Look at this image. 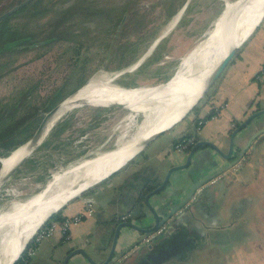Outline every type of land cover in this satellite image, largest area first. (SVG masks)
Returning a JSON list of instances; mask_svg holds the SVG:
<instances>
[{"label":"rangeland","instance_id":"374dc122","mask_svg":"<svg viewBox=\"0 0 264 264\" xmlns=\"http://www.w3.org/2000/svg\"><path fill=\"white\" fill-rule=\"evenodd\" d=\"M21 1L0 0V14ZM228 5L225 0H36L28 9L10 15L8 24L19 26L15 33L32 37L0 53V101L8 109L26 91L33 97L46 96L43 102L49 95L54 97L55 90L65 93L64 99L92 78L93 82L140 85L127 89L142 92L140 88L176 72L179 60L204 39ZM93 99L101 102L87 103H112L105 97ZM79 103L50 124L48 134L1 187L0 212L34 193L40 199L53 174L131 140L143 121L142 116L130 120L124 107ZM60 122L64 130L51 135V126ZM0 163L3 170L7 162ZM70 179L64 177V184ZM85 190L69 200L85 195ZM4 258L0 245V264Z\"/></svg>","mask_w":264,"mask_h":264},{"label":"crops","instance_id":"0c3cea01","mask_svg":"<svg viewBox=\"0 0 264 264\" xmlns=\"http://www.w3.org/2000/svg\"><path fill=\"white\" fill-rule=\"evenodd\" d=\"M263 63L264 16L210 87V95L201 100L197 112L188 113L153 137L85 195L65 203L60 209L61 214L73 215L83 209L85 197L89 195L93 199L94 212L71 226L67 237L54 232L42 239L26 264H61L67 252L76 247L86 249L95 260L105 259L111 243L109 235L116 223L122 221L121 216L129 214L125 220L133 221L138 215L149 212L145 196L140 202L135 201L145 182H162L171 165L185 161L190 148L176 151L173 140L193 125L194 118L210 113L196 138L212 141L227 153L233 129L251 112L264 108ZM260 129H264V113L234 136L232 155L235 158L252 134ZM203 151H206L203 175L229 163L209 146ZM241 158L236 173L223 172L216 180L200 186L176 213V225L186 221L203 235L191 253H176L184 258L182 261L171 259L163 264H264V131L253 138ZM196 175L202 177V173ZM195 179L188 169L174 170L167 185L153 193L149 202L157 206L159 199H166L171 207ZM123 230L124 233L126 227ZM124 244L120 240L119 246ZM67 264L90 263L77 253Z\"/></svg>","mask_w":264,"mask_h":264},{"label":"bare ground","instance_id":"6f19581e","mask_svg":"<svg viewBox=\"0 0 264 264\" xmlns=\"http://www.w3.org/2000/svg\"><path fill=\"white\" fill-rule=\"evenodd\" d=\"M225 1L229 3L225 12L213 22L212 28L206 31L207 35H204V39L199 43L202 44L194 46L181 58L174 79L167 87L164 88L161 84L155 87L146 86L140 88L142 92L134 93L111 81L93 82L94 78H92L50 115L51 118L47 119L41 133V140L48 134L46 129L50 124L59 119L64 112L77 106L78 102L90 100L101 102L99 99H93L96 97H105L109 99V102L123 103L129 107L135 106L133 110H129L130 120L142 116L143 121L132 139L123 143L118 142L115 150L99 153L92 158L82 160L63 173L53 174L44 188L45 195L42 194L40 199L34 193L25 202L17 201L14 206H9L3 213L0 212V245L5 252L3 264H10L19 255L27 240L36 232L50 212L121 166L134 155L145 140L177 121L201 94L206 86V77L225 56L229 45L234 40L238 43L247 36L264 15V0ZM181 12L177 13V17ZM140 112L143 114L141 115ZM28 151L29 144H24L8 156L1 157V160L4 159L7 162L2 171L11 168L27 155ZM63 176L71 179L64 184ZM32 203L38 204L30 206Z\"/></svg>","mask_w":264,"mask_h":264},{"label":"water","instance_id":"95a60500","mask_svg":"<svg viewBox=\"0 0 264 264\" xmlns=\"http://www.w3.org/2000/svg\"><path fill=\"white\" fill-rule=\"evenodd\" d=\"M27 1L28 0L21 1L18 4H15L11 8L2 12L0 14V21L5 19L9 15H11L14 11L19 9ZM263 16L252 27V29L249 31L247 36L243 37L242 40H239L238 43H237V41L234 40L229 45V49H228L227 53L225 54V56L212 68V70L210 71V73L206 77V79H205L206 86L202 90L201 94L183 112L181 117L177 121H175L174 123L169 125L166 129L172 127V125H174L176 122H178L179 120L184 118L193 109V107L195 105H197V103L205 95L207 90L210 87H212V85L215 83V81L221 75L224 68L229 63V61L232 59V57L235 55V53L237 52L239 47L247 40V38L253 33V31L259 25ZM201 44H198V45L200 46ZM174 76H175V71L169 78H167L166 80H164L162 82L151 84L152 85L151 87H155V86H157V84L161 83V86L165 88L172 82V80L174 79ZM84 85L85 84H83L79 89H81ZM117 85L119 87H123V88H135V87L140 86V85H138V86L128 87V86H122L119 84H117ZM71 95H73V94H71ZM71 95H69V96H71ZM69 96L62 99L55 106H53L51 109H49L47 112H45V114L43 115V117H42L41 121L39 122L37 128L35 129L33 134L29 137V139L26 140L24 143H22L21 145H19L18 147H16L15 149H13L10 152V153L14 152L16 149H18L20 146H22L24 144H29L28 154L25 155L23 158H21L17 163H15L11 168H9L6 171H2V166L0 165V180H1L0 189L5 184V182L17 171V169L23 165V163L28 159L30 154L35 150V148L38 146V144L43 140V139L41 140V133H42L44 126L47 122V119L49 118L50 115H52L58 109V107ZM79 104L80 105L81 104H87V105H91V106H102V107L119 106V107H124L128 110H133L135 108V106L129 107L126 104L118 103V102H112V103L107 104V105H99V104L95 105V104H90L87 102H81ZM263 113H264V108L251 112L247 117H245L233 129V131L231 133V138H230V142H229V149H228L227 153L222 152L218 148V146L215 143H213L212 141H208L205 139H200V140L197 139L196 142L191 146L189 152L187 153L185 161L171 165L169 167L163 181L157 187H155L154 189H152L151 191L146 193L145 202H146V205L148 207L149 212L142 213V214L138 215L133 221L122 220V221H119L116 223L114 230L109 235L111 237V243L109 246L108 254L105 257V259L99 260V261L95 260L87 252L86 249H84L83 247H76V248H73L67 252V254L63 258L61 264H67L68 260L74 254H77V253L82 254L89 261L90 264H163L164 262H167L171 259L176 260V261H182L184 258L178 257V255L176 253L180 252V251H183L184 253L185 252L191 253V251L195 247H197L198 244L200 243L201 235H203V234H201V232L199 230H197L196 228H192L190 226V224L187 223L186 221H183V222L179 223L178 225H176V220H175L176 213H178V211L184 205H186V203L193 197V195L195 194V192L197 191V189L200 186L209 182L214 177H217L218 175L222 174L227 169L231 168L232 165L238 159H240L242 157L245 149L250 145V142L253 140V138H255L256 135H258V133L264 131V129L257 130L255 133L252 134L247 145L244 147V149L240 152V154L236 158L232 155L234 136L237 133H240L242 130H244L252 120L256 119L257 117H259ZM166 129H162V130L156 132L148 140H145V142H143L141 144L140 148L137 149V151L134 153V155L144 145H146V143L148 141H150L153 137H155L159 133L165 131ZM206 146H209L210 148H212L221 157H223L227 161H229V163H227L221 167H216V168L214 167L215 169H213V171H209L208 173L206 171V173H204V175H203L204 167H206V164H205L206 161H205V159H203L205 157L206 151H203V150ZM115 148H113L109 151H106V152L113 151V150H115ZM134 155H132V156H134ZM130 158H128L126 161H128ZM0 162H1V159H0ZM125 162L122 165H124ZM213 165H214V163H213ZM121 166H119L117 169L108 173L103 179H105L106 177L111 175L113 172L118 170ZM179 169H188V173H190V175H192V177L196 178L189 185L187 192L184 193L182 198L176 204H174L171 207L168 206V201L166 199H159L158 205L153 206L149 202V197L153 193L164 188L169 181V176H170L171 172L174 170H179ZM206 169L207 168H205V170ZM199 173L200 174L202 173V177H200L199 175H196ZM96 183H94V184H96ZM42 190H40V191H42ZM74 196H76V195H74ZM74 196H72V197H74ZM62 205H64V203ZM58 209L50 212L49 215L46 217V219L52 213L56 212ZM124 227H126L127 230L123 233ZM161 227H164L163 230L156 233L149 242L143 241V238L145 236H147L148 234H151L153 232H156L157 230L161 229ZM188 232H189V236L187 235ZM185 234H186V236H185ZM120 240L125 242V244L122 245V247L119 246ZM21 251H20V253H21ZM20 253H19V255H20ZM19 255L14 260H12L10 264H13L17 260Z\"/></svg>","mask_w":264,"mask_h":264},{"label":"trees","instance_id":"16d2710c","mask_svg":"<svg viewBox=\"0 0 264 264\" xmlns=\"http://www.w3.org/2000/svg\"><path fill=\"white\" fill-rule=\"evenodd\" d=\"M35 1L36 0H28L25 4H23L19 9L14 12L28 9V7L31 6V4L33 5ZM9 19L10 15L0 21V53L10 50L14 48L17 44H20V42H22L23 40L26 41L27 39L32 37L30 34L24 32L15 33L17 30L16 27L18 25H9ZM7 32H9V34H11V32H14L15 35H6ZM77 46L82 47V43L78 42ZM57 89H59V87H57ZM211 91V89L207 90V92L205 93V97H208ZM53 96L54 97H51L50 95L47 96V98H45V100L42 102L43 98L46 96L38 95V97H33L31 96V94H29V91H26L23 95L17 97L18 99L21 98L20 100L17 99L18 101L16 102L12 100L13 104L8 109L6 107H3V103L0 101V156L8 155L13 149L28 140L37 128L44 113L51 109L53 106H55L58 102H60L65 96V93L58 94L57 90H55L53 92ZM198 108L199 105L197 104L193 107L190 112L195 113L197 112ZM209 115L210 113H208L202 118L206 119V117H208ZM197 120L198 118H194L193 125L190 126L185 132L180 134L178 137H176L173 140V144L191 136L194 132L193 127L195 126ZM56 125V127L54 126L51 130V135H58L65 128L64 126H62L61 122L57 123ZM195 139L197 140L196 136ZM149 183V180L145 182L144 188L141 189L139 196L135 200L136 202H140L147 192L157 187L161 182L158 181L155 183ZM85 191L88 192L89 190ZM63 218L64 216L61 214V211L59 209L57 212L52 213L45 220L44 226L49 225L53 221H60ZM27 257V251L26 249H23L19 257L13 264H26V259H28Z\"/></svg>","mask_w":264,"mask_h":264},{"label":"built area","instance_id":"2783aa9c","mask_svg":"<svg viewBox=\"0 0 264 264\" xmlns=\"http://www.w3.org/2000/svg\"><path fill=\"white\" fill-rule=\"evenodd\" d=\"M261 70H262V72L264 74V63L262 65V69ZM204 120L205 119H203V118H199L198 121L196 122L195 126H194L193 134L191 136L187 137L186 139H183L182 141H178L177 143H175L173 145V147H174V149L176 151L183 152V151H187L189 148H191V146L196 142L195 136L200 131V127L203 124ZM241 159H238L232 165V167L227 169L226 171H230L231 173H236L239 170V167L241 165V161H242ZM226 171H224V172H226ZM220 175H218L217 177H214L210 181L216 180ZM93 212H94L93 199L91 198V196L88 195V196L85 197V205H84V208L81 211H79V212H77V213H75L73 215L64 216V218L62 220L53 221L47 226H44V222H45L44 221L39 226V228L36 230V233L33 236L34 238L32 237L33 239H30L26 243L24 248H23V249H26V251H27V256H28L27 258L31 257L35 253V250H36V248L38 246V243L42 239L51 236L54 232H59L62 235H64V237H67V232H68V230L70 229L71 226H73L74 224H77L83 218L92 215ZM129 216H130L129 214H124V215L121 216V219L125 220ZM160 231H162V228L157 230L156 232H153V233L148 234L147 236H145L143 238V241L144 242H149L152 239V237L156 233H158ZM27 260L28 259H26V261Z\"/></svg>","mask_w":264,"mask_h":264}]
</instances>
